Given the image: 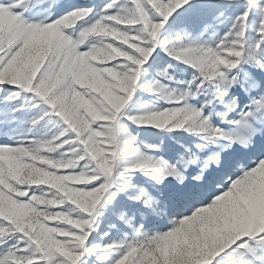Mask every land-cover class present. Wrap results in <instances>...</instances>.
<instances>
[{"label": "snow or ice", "instance_id": "1", "mask_svg": "<svg viewBox=\"0 0 264 264\" xmlns=\"http://www.w3.org/2000/svg\"><path fill=\"white\" fill-rule=\"evenodd\" d=\"M0 264H264V0H0Z\"/></svg>", "mask_w": 264, "mask_h": 264}]
</instances>
